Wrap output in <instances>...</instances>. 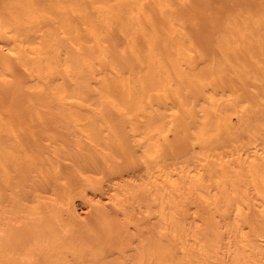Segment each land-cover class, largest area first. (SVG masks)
Returning a JSON list of instances; mask_svg holds the SVG:
<instances>
[{
    "label": "bare ground",
    "instance_id": "1",
    "mask_svg": "<svg viewBox=\"0 0 264 264\" xmlns=\"http://www.w3.org/2000/svg\"><path fill=\"white\" fill-rule=\"evenodd\" d=\"M0 37V44L10 43L15 63L24 67L32 95L27 93L35 100L30 101L41 107L50 126L60 129L59 138L72 142L70 149L58 140L49 145L50 152L36 137L52 160L62 157V163L68 156L87 167L85 159L94 155L100 164H110V158L121 161L113 151L118 148L130 160L138 154L147 175L139 172L146 176L138 175L143 185L121 181L122 187L116 182L121 170L117 175L113 171L116 183L105 195L107 203L96 177L100 172L91 171L94 161L88 165L90 173L84 167L87 174L71 167L81 178L96 175L100 184L87 185V178L79 199L73 195L77 200L65 194L68 181L63 184L68 191L62 193L70 197L57 198L60 204L54 200L60 194L50 193L57 206L42 196L63 190L61 185L53 188L62 184L58 176L57 183L49 181L55 183L52 189L44 182L49 178L36 176L48 184L43 193L45 185L36 187L46 199H36L53 206L21 207L15 201L8 207L3 193L0 259L5 264H45L27 239L60 247V255L49 259L54 264L65 255L73 259L71 264H109V257L100 259V248L91 239L108 240L109 252L102 248L106 255L132 244L131 233L127 235L130 226L136 228L132 208L143 201L147 209L141 207H152L149 214L156 221L145 226L151 234L137 228L131 234L138 245L130 264H264V0H0ZM33 113L40 124L43 115L38 108ZM240 130L248 132L253 148L237 141ZM70 159L60 166L69 165ZM56 161L47 162L50 169ZM38 169L36 175L46 173ZM142 193L143 201L138 200ZM182 201L194 206L193 213L183 210ZM221 233L227 240L231 236L225 244Z\"/></svg>",
    "mask_w": 264,
    "mask_h": 264
},
{
    "label": "rangeland",
    "instance_id": "2",
    "mask_svg": "<svg viewBox=\"0 0 264 264\" xmlns=\"http://www.w3.org/2000/svg\"><path fill=\"white\" fill-rule=\"evenodd\" d=\"M0 38H2V37H0ZM5 44V45H4ZM10 43H8V42H6V43H1L0 44V125H2L1 127H0V150L2 151H0V155L2 156H0V196H2L3 195V193H4V196H6L7 198H5L4 196V198L2 197L1 198V200L3 199L5 202H6V206H10V204L9 203H14L15 201H17V202H15V203H18V205L19 206H21V207H26V206H32V207H39V205H41V203L42 204H44V205H49V204H47V202L45 203L44 201H39V200H37L38 198L40 199V200H45L46 198H40L41 196H39L40 194L42 195V193H43V191H44V188H46V187H48V186H46V185H53L54 186V184L55 183H57L56 182V178H57V181H61L62 182V184L61 183H57V184H55L56 186H58V187H56V186H54L53 188L54 189H56V188H59L60 189V185L61 186H63V187H61V188H63V190L61 191V189L60 190H58L59 191V193L57 192V194H56V191H57V189L55 190V192H54V190L52 189V185L50 186V187H48V188H51L52 190H51V192L50 191H48V193H46L47 191H44L45 193H43L44 195H42V196H48V198L46 199V200H48V201H51L53 204H55L56 206H57V204L55 203V201H56V199L58 200V201H62V199L63 198H65L66 196H68V195H64V193H65V190L66 191H68V189H69V192H66L65 194H72L71 196H73V195H75L77 198H78V195L80 194V193H82L83 191H82V189H83V184H84V189L87 187L86 186V179H87V185H88V183H93V184H96L97 185V187H99L98 185H100L101 184V182H102V184L100 185V187H103V188H101V190L103 189V192H105V194L103 195L104 197H105V195H106V193L109 191V189L111 188L112 190H113V184L112 183H116L117 182V185L119 184H121V183H123V182H133L134 184L135 183H137V184H133L132 182H131V184H130V182L129 183H123L124 185H128V184H130V186H136V185H143V184H145V183H143L142 181V179H146V173H145V169L143 168V166L141 165L142 163L139 161V160H137V159H139V158H137V156H138V154H134L132 157L133 158H131V160L133 161V163L131 162V160L129 159V157H126L122 152H120L121 150H119L118 148H116L117 150H118V152H116L117 150L115 149V150H113L114 151V154H115V156H116V160H117V158H119L121 161H118L117 160V162L116 161H113L114 159H111L112 160V163H111V160L109 159L108 161H110V164H109V162H107L106 160V162H107V165L108 166H110V168H111V170H110V168L108 167V166H106L105 165V163L106 162H104L103 164L105 165L104 167H103V164H100V163H102V160H101V158H99L98 159V157L97 156H94L93 155V157L94 158H92V160L91 159H89V160H87V159H85V162L86 163H88V165L90 164V166L92 165V162L94 161L95 162V160H93V159H96L95 157H97V159H96V163H94L93 162V165L92 166H94V168L91 166V168H92V170L91 169H89L90 168V166L88 167V165H87V167H86V165H85V163L83 162V160H78V159H76V161H75V159H74V161H73V158L71 157V159H72V162L71 163H69V162H67V163H69V165H70V167H67V165L68 164H66V166L65 165H61L60 166V163H61V159L60 158H62V157H59V159L57 158V161L59 162V164H58V162L56 161V159L55 160H52L53 159V156H52V158L50 157L51 155H49V154H47V153H50L51 152V150L52 149H50V147L53 145V146H55V145H57L55 142H57L58 143V140L59 141H63V143L65 144V147L66 146H68L70 149H72V147H70V146H72V144L70 145V143L69 142H71V140H67V139H61V138H63L62 137V133H61V131H60V129L59 128H56L55 126V128H53V125H51L50 126V123L48 122V121H46V119H45V113L44 114H42V112H43V110H40L41 109V107L40 106H37V104L34 102L35 100L33 99V98H31V95H32V93H31V91L29 92V90L27 89V88H30V86H31V82H30V80L27 78V76H26V73H25V71L23 70V68L24 67H22L21 68V66L20 65H18L17 63H15V61L13 60V57H12V49H10L9 47L11 46V45H9ZM8 45V46H7ZM6 50V51H5ZM9 52H11L10 54H9ZM13 64H15V65H13ZM16 64H17V66H16ZM18 68V69H17ZM20 68V69H19ZM9 79V80H8ZM27 80L29 81V82H27ZM16 82L17 83H19V84H17V85H15L16 84ZM30 83V85H28ZM18 86H19V88H21L20 90H22L21 91V93H20V90H19V88H18ZM29 86V87H28ZM17 88H18V90H17ZM25 90H26V92H25ZM31 90V89H30ZM29 94H31V95H29L28 96V93ZM17 93H18V95H17ZM27 97H28V99H27ZM33 97V96H32ZM31 99H33L34 101H30ZM30 102V104H29V102ZM33 102V103H32ZM15 103L17 104V105H15ZM32 103V104H31ZM31 106V108H29L30 106ZM34 105H36V106H34ZM40 107V108H39ZM35 111H37V108H38V111H39V113L41 114V115H43V117L42 116H40V124L42 123V126H41V128H40V124H36V123H39V120L38 119H35V118H37V116L35 117L34 116V110ZM30 109V110H29ZM30 113V114H29ZM33 114V115H32ZM29 115H31V116H29ZM35 117V118H34ZM31 120V121H30ZM34 120V121H33ZM36 120H38V121H36ZM49 123V124H48ZM43 124H44V126H43ZM46 125L49 127H46ZM32 126H35V127H33L34 129H32ZM39 126V128H37ZM43 127V128H42ZM50 128L52 129V130H55L54 132H56V133H54L53 131H51L50 130ZM32 129V130H31ZM41 129H43V130H41ZM49 132H48V131ZM58 130V131H57ZM32 133H31V132ZM38 132V134H37V132ZM42 131H47V132H42ZM244 131H246V130H244ZM243 130H240V131H238L237 132V135H239V133H240V135H239V137L240 138H238V136L236 135V137H237V141H239V142H241V143H243V145L245 146V147H243V148H249L250 149V147L253 145V139L252 138H250V136L248 135V132L246 131V132H244ZM242 132V133H241ZM16 133H18L19 135H15ZM22 133V134H21ZM34 133V134H33ZM41 133H43V135L41 134ZM51 133V134H50ZM61 133V134H60ZM33 134V135H32ZM35 135V136H34ZM52 135H54L53 137H52ZM65 136H66V134H64ZM63 135V136H64ZM242 135V136H241ZM31 136V137H30ZM34 136V137H33ZM51 137L50 139H49V137ZM59 136L61 137V138H59ZM260 136V135H259ZM19 137V138H18ZM39 138V140L41 141H39L37 138ZM68 139H70L69 137H68V135L66 136ZM264 137V136H263ZM15 138V139H14ZM21 138V139H20ZM49 139V140H46V139ZM56 138V139H55ZM242 138V139H241ZM262 137L260 136V140H259V142H261V141H263L262 139H261ZM21 140V141H19V140ZM55 141H54V140ZM249 139L251 140V143L252 144H250V141H249ZM13 140V141H12ZM14 140H17L18 141V143H17V141H15L14 142ZM23 140V141H22ZM25 140V141H24ZM30 140H34L33 142L32 141H30ZM38 141V143L40 142L41 143V145L44 147H46V149H50V152H49V150H46L45 148H43V147H40L39 145H38V143L37 142H35V141ZM45 140V141H44ZM66 140H67V142H66ZM3 142H4V146L2 145L3 144ZM22 142V143H21ZM26 142V143H25ZM42 142H44V143H42ZM48 144V145H45L46 143ZM66 142V143H65ZM245 142H247V143H245ZM15 143H17V144H19L20 143V146L19 145H17V144H15ZM62 143V142H61ZM72 143V142H71ZM238 143V142H237ZM245 143V144H244ZM31 144H32V146H31ZM37 144V145H36ZM59 144V143H58ZM238 144H240V143H238ZM49 145H51V146H49ZM242 145V144H241ZM6 146V147H5ZM15 146H16V148H15ZM35 146V147H34ZM40 147V150L37 152V150L39 149V147ZM49 146V147H48ZM4 147V148H3ZM261 147V146H260ZM11 148V149H10ZM15 148V149H14ZM17 148H18V150H17ZM22 148V149H21ZM31 148V149H30ZM37 148V149H36ZM246 148V149H247ZM251 148H253V147H251ZM17 150V151H16ZM42 150V151H41ZM45 150V151H44ZM33 151V152H32ZM41 153V154H39L38 155V153ZM120 152V153H119ZM3 153H5V154H3ZM29 153L31 154V155H29ZM37 155H35V154ZM51 154V153H50ZM121 154H123V155H121ZM16 155V156H15ZM41 155V156H40ZM45 155V158L43 157ZM137 155V156H136ZM20 156V157H19ZM33 157V160H35V161H33V160H31L32 159V157ZM38 156H40V157H38ZM46 156L48 157V158H50V160L49 161H47V159H46ZM125 158H124V157ZM136 156V157H135ZM10 157V158H9ZM28 157V158H27ZM35 157V158H34ZM41 157H43L44 158V160H42L41 159ZM64 157L66 158L65 160H64ZM68 157V156H67ZM66 156H63V160L64 161H66V160H68V159H70V157H68L67 158ZM120 157H123V158H120ZM2 158H4V159H2ZM37 158V159H36ZM137 158V159H136ZM8 161L9 160V162H11V163H9V162H6V160ZM18 161H17V160ZM71 159H70V161H71ZM125 159H126V161H125ZM136 161H135V160ZM4 161V163H7L6 165L7 166H5L4 165V163H3V161ZM39 160V161H38ZM42 160V161H41ZM55 163V161H56V166H57V164H58V168H56V166H52V170L53 171H55L56 170V172L55 173H57V170H59V168L61 169V170H59V171H61V172H59L58 171V174H56V175H54V174H52V173H54L51 169H50V165H54V163H52V161ZM87 160V161H86ZM101 160V162H99V161ZM122 160H124L123 162H122ZM127 160H128V162H127ZM31 161V162H30ZM51 161V162H50ZM64 161H62V163L61 164H63V162ZM77 161H82L83 162V164L81 165V163L80 162H77ZM92 161V162H91ZM97 161H98V163L100 164V165H102L101 167L97 164ZM140 162V164H138L139 162ZM18 162V163H17ZM33 162V166H34V163L35 164H38V165H42L41 167H42V169L45 167H47L48 168V170H49V172H47V169H43V170H41V167H39L38 165H35L34 167H32V163ZM37 162V163H36ZM41 162H42V164H41ZM47 162L48 163H52V164H48L47 165ZM125 162V163H124ZM126 162L129 164L128 166H127V164H126ZM2 163H3V166H2ZM75 165H74V164ZM77 163H79V166L77 165ZM122 163H123V166H122ZM116 165V167L118 166L119 167V165H120V167L118 168H116V167H114L115 165ZM124 164H125V166H124ZM134 164V165H133ZM139 165V167H141V169L138 167L137 168V166ZM47 165V166H46ZM68 165V166H69ZM96 165H98V168H99V170L100 171H96L95 172V170L96 169H98L97 167H96ZM10 166V167H9ZM37 166V167H36ZM78 167V168H74V167ZM113 166V167H112ZM134 166H136V167H134ZM7 167H9V170H11V171H9L8 170V168ZM35 167L37 168V170L35 169ZM67 169V171H69L70 172V170H71V172L70 173H68L67 171H66V169ZM71 167H73V169H75V171L78 169L79 170V168H81L80 170H82L83 171V173H84V171L86 172L87 171V169H88V171L87 172H89L90 173V170L91 171H93L96 175H97V172H100V174L98 173V175L96 176L97 178L98 177H100L99 178V181H100V179H101V181L99 182V181H96V180H98L94 175L93 176H91V175H87V178L85 179V177L83 176L82 178L79 176L80 175V173H78L77 174V176L76 175H74V172H72V168ZM84 167H86L87 169H85ZM123 167V168H122ZM127 167H129V168H127ZM38 168H40V173H44V171H46V175L44 174V175H42V174H39V175H36L37 173H39L38 171H39V169ZM83 168H84V170H83ZM115 168H116V170H115ZM122 168V169H121ZM136 168V169H135ZM36 171H35V170ZM70 169V170H69ZM93 169H95V170H93ZM106 169V170H105ZM107 169L109 170V171H107ZM129 169H133L132 171H134V173H136V174H134L131 170H129ZM139 169V170H138ZM50 170L52 171V173L50 172ZM80 170H79V172H80ZM119 170H121V171H119ZM128 171V172H125V171ZM137 170V171H136ZM65 171V174L64 173H62V172H64ZM109 172L108 174H107V172ZM113 171L115 172L114 174L115 175H117V172L119 171V173L123 176H121V178H120V175H119V173H118V176H117V180H116V182H115V179H116V176L115 175H113L112 173H113ZM8 172V173H7ZM19 172H21V174H19ZM35 172H37V173H35ZM78 172V171H77ZM77 172H75V173H77ZM87 172H86V174H87ZM110 172H111V174H110ZM139 172H141V174H143V173H145V175H144V177H141V175H140V173ZM49 173L50 174H52V176L50 177H48V175H49ZM59 173H62L61 175H62V178H61V175L59 174ZM73 173V174H72ZM83 173H81L82 175H83ZM103 173L105 174L104 176H108V177H104L103 176ZM13 174V175H12ZM67 174V175H66ZM70 174V175H69ZM71 174H72V176H71ZM85 174V173H84ZM92 174V173H91ZM12 175V176H11ZM33 175V176H32ZM63 175H66L65 177L63 176ZM81 175V176H82ZM101 175H102V177H101ZM133 177H132V176ZM138 175H139V177H141L142 179H140L139 177H138ZM19 176V177H18ZM23 176V177H22ZM35 176V177H34ZM36 176L37 177H41L42 176V178H44V180H45V178L47 177V178H49L48 179V181H47V179L44 181L45 183L46 182H48V184H44V182H43V184H42V181H39V178H36ZM55 176H58L60 179H58V177H56L55 178ZM79 177L78 178V181H77V178H75V177ZM86 176V175H85ZM90 176V177H89ZM129 176V177H128ZM143 176V175H142ZM13 177V178H12ZM70 177L73 179V180H75V181H71V179H70ZM34 178H36L39 182H38V185L37 184H35L34 182H37V180L35 179V181H34ZM42 178H40L41 180H42ZM51 178H52V180H51ZM64 178V179H63ZM66 178V179H65ZM69 178V179H68ZM93 178H95V179H93ZM139 180H137V179ZM91 179H93L92 181H90ZM133 179H135V181L133 180ZM144 179V180H145ZM8 180H9V182H11V183H9L8 182ZM14 180V181H13ZM52 181V182H55L54 184L51 182H49V181ZM63 180H64V182H63ZM82 180V181H81ZM84 180V181H83ZM95 180V181H94ZM119 180H120V182H119ZM136 180H137V182H136ZM140 180H141V182H140ZM32 181V182H31ZM66 181H68V184H66ZM69 181H71L72 182V184L73 185H70L71 184V182H69ZM121 181H123V182H121ZM31 182V183H30ZM80 184H79V183ZM100 184H99V183ZM145 182V181H144ZM9 183V185H7ZM33 183V184H32ZM66 184V188H68V189H66L65 188V184ZM64 184V185H63ZM74 184H77V185H74ZM123 184H121L120 186H122ZM23 186V187H21V186ZM40 185V186H39ZM45 185V186H44ZM80 185V186H79ZM123 185V186H124ZM126 185V186H127ZM7 186V187H6ZM10 186V187H9ZM28 186V187H27ZM37 186H39V187H37ZM44 186V187H43ZM73 186H74V188H73ZM76 186V187H75ZM111 186V187H110ZM122 186V187H123ZM36 187L38 188V189H40L41 187H43V188H41V192L37 189L36 190ZM99 187V188H100ZM29 188V189H28ZM34 188H35V190H36V193L34 192V194L32 193V191L34 190ZM47 188V190H49ZM72 190H71V189ZM25 189H27V190H25ZM75 189V190H74ZM110 189V192L112 191ZM125 189V188H124ZM29 190H31V195H30V193H29ZM34 190V191H35ZM46 190V189H45ZM79 190V191H78ZM18 191V192H17ZM38 191L40 192L39 194H37L38 193ZM64 191V193H62ZM72 191V192H71ZM81 191V192H80ZM53 192V194L55 195V197L58 195V194H60L61 195V197H60V195H58V197H56L54 200L55 201H53V200H51L50 199V197H54L53 196V194H51L50 195V193H52ZM76 192V193H75ZM110 192H108L107 194H110ZM11 194V196H9ZM38 196H37V195ZM49 194V195H48ZM62 194L64 195V197L62 196ZM141 194V193H140ZM33 195V196H32ZM70 195L68 196V197H70ZM16 196V197H15ZM27 196V197H26ZM29 196V197H28ZM37 196V197H36ZM107 196V195H106ZM141 195H139L138 196V200H140L139 198H141V201H143L142 199L144 198V200H145V196L143 195V193H142V196L140 197ZM10 197H12V198H10ZM76 197H72V198H74L75 200H77V198ZM103 197V198H104ZM10 198V199H9ZM27 198V199H26ZM37 198V199H36ZM59 198H61V200L59 199ZM31 199V200H30ZM34 199H35V202H34ZM79 199V198H78ZM106 199V197L103 199V200H105ZM9 202H8V201ZM39 201V202H37V201ZM58 201H56V202H58ZM25 202V203H24ZM51 202H48V203H50V205L49 206H53V204L51 203ZM60 202H58V204H60ZM105 202L107 203V199L105 200ZM7 203L9 204V205H7ZM23 203V204H22ZM30 203V204H29ZM32 203V204H31ZM36 203L38 204V205H36ZM106 203H104V204H106ZM181 203V202H180ZM182 203H183V210L185 209V207H186V209H190L191 207H193L194 208V206H191V207H188V206H186V205H188V204H185L184 205V203H186L185 201L183 202L182 201ZM21 204V205H20ZM145 201H143V204L141 203L139 206L141 207V206H144L145 207ZM36 205V206H35ZM43 205V206H44ZM181 204H179V206H180ZM193 205V204H192ZM42 206V205H41ZM139 206H136V207H133L132 208V212H131V215H133V221H135V225H136V228H137V231L138 230H140L141 231V229L143 230V232H146V230H147V228L146 227H148V223L149 224H153L156 220V218L154 219L153 218V214L151 213L152 212V207L151 208H149V206H148V210L146 211V209L144 208V207H139ZM178 206V207H179ZM82 208H83V210H85L86 211V209H85V206L83 207L82 206ZM134 208H135V212H134ZM140 208V209H139ZM143 208H144V210H143ZM180 208V207H179ZM178 208V209H179ZM193 208H191L190 210H186V213L188 212H192L193 213ZM107 209H109V211H110V216H112L113 218H115L116 216H115V214H114V212L113 211H111V209L108 207ZM181 209V208H180ZM145 212V213H147V214H145L143 211ZM184 210V211H185ZM196 210V209H195ZM149 211H151L150 213L151 214H149ZM181 212L180 213H182V210H180ZM133 212H134V214H133ZM179 212V211H178ZM195 212V211H194ZM144 213V214H143ZM186 213H182V214H186ZM88 214V213H84V216H86V215ZM142 214H143V216H142ZM135 215H136V217H135ZM88 216V215H87ZM152 216V217H151ZM251 215H250V213H249V217H250ZM135 217V218H134ZM150 217V218H149ZM88 218V217H87ZM120 218V217H119ZM135 219V220H134ZM146 219H148V220H146ZM150 219V220H149ZM151 219H152V221H151ZM155 221H154V220ZM121 220V219H120ZM216 220V219H215ZM144 221H145V223H144ZM147 221H148V223H147ZM150 221H151V223H150ZM143 224H145L144 225V227L142 228V226H143ZM138 225V226H137ZM139 225H140V227H139ZM142 225V226H141ZM135 226H130L129 227V229H128V231H127V235L129 236V234L131 233L132 235H133V233H134V235H135V233H138V232H136V228H134ZM131 228V229H130ZM220 229V228H219ZM222 231V230H221ZM225 231V230H224ZM129 232V233H128ZM223 233V232H222ZM221 233V237H222V243L225 241V243L231 238V236H228V240L226 239L227 237H224V235ZM225 233V232H224ZM131 234H130V238H132L131 237ZM146 234L148 235V234H151L150 232H146ZM227 234L228 233H226L225 235L227 236ZM147 235H145V236H147ZM229 235V234H228ZM101 238V237H100ZM100 238H95L96 239V241L94 240V238L93 239H91L94 243H96V248L98 249V246H99V248L101 249H99V251H101V254H100V259L102 258V260H103V258L104 257H109V264H110V262H112L113 260H114V262H112L113 264L114 263H116V264H130V259H132V257H133V254L135 253L134 251H136V246L138 245V243H137V245L135 244L136 243V240H138L137 238H132V239H134V240H130V238L128 239L129 241H131V243L132 244H130V245H124V246H122V247H120V249L121 250H113V252L112 253H110L109 255H106L107 254V252H109V251H107L108 250V247H107V245H108V240H104L103 238H101L102 239V241H100ZM223 238H225V240H223ZM99 239V240H98ZM32 239H30V241H31ZM221 240H220V242H221ZM30 241L27 239V242H26V244L27 245H30L31 247H32V245H33V247L32 248H34V246H35V248L37 247V249H35V251L36 252H38L39 253V257H40V259L45 263V264H54V263H52L54 260H52V258L54 259V258H56V256H58V254L60 255V253L58 252L57 254H56V250H57V248H60V247H58L56 244H52L51 243V246H48V245H50V243L49 242H47V241H44L45 243H43L44 245H41V244H39L38 245V243H40V241L39 242H37V245H35V242H33V241H31V242H33V243H30ZM91 241V242H92ZM113 242H111L112 244L114 243V240H112ZM42 243V242H41ZM46 243H48V244H46ZM101 245H103L102 247H100V244ZM221 243V245H223V244H225V243H223L222 244ZM47 246H46V245ZM55 245V246H54ZM111 245V244H110ZM113 246V245H112ZM134 246V247H133ZM51 247H53V249L51 248ZM57 247V248H56ZM105 249L106 251H103V249ZM135 250H134V249ZM40 249V250H39ZM48 249V250H47ZM38 250V251H37ZM46 251V252H45ZM47 251H49V254H47ZM98 251V250H97ZM98 251V252H99ZM42 252V253H41ZM45 252V253H44ZM43 253L45 254V255H43ZM50 253H54L53 255H51L50 256ZM63 253V252H62ZM106 253V254H105ZM41 254L43 255L42 257H41ZM180 254V253H179ZM178 254V255H179ZM47 258H45V257ZM103 256V257H102ZM180 256V255H179ZM2 257V256H1ZM49 257V258H48ZM43 258V259H42ZM63 258V259H62ZM49 259H51L50 261H52V262H49ZM45 260V261H44ZM46 260H48V262L46 261ZM101 260V261H102ZM112 260V261H111ZM55 261H57V262H59V264H62V262L60 263V261H64L65 262V264H71V262L73 261V259L70 257V255H65L64 257H62V256H59V260H56L55 259ZM71 261V262H70ZM106 261H108V259L106 258ZM105 260H104V262L103 263H105L106 262ZM0 264H5V262L4 261H2V259H0ZM69 262V263H68ZM108 263V262H107ZM107 263H105V264H107Z\"/></svg>",
    "mask_w": 264,
    "mask_h": 264
}]
</instances>
